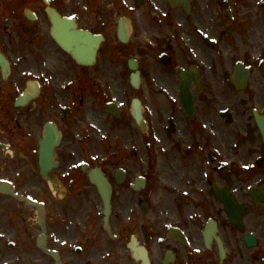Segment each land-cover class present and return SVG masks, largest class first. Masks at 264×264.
<instances>
[{"label":"flooded vegetation","instance_id":"1","mask_svg":"<svg viewBox=\"0 0 264 264\" xmlns=\"http://www.w3.org/2000/svg\"><path fill=\"white\" fill-rule=\"evenodd\" d=\"M263 2H5L0 184L42 204L46 249L37 209L0 191V264H57L53 251L63 264H142L134 239L151 264H264ZM48 5L104 37L94 67L53 40ZM237 65L249 75L239 88ZM51 129L60 141L49 152Z\"/></svg>","mask_w":264,"mask_h":264},{"label":"water","instance_id":"2","mask_svg":"<svg viewBox=\"0 0 264 264\" xmlns=\"http://www.w3.org/2000/svg\"><path fill=\"white\" fill-rule=\"evenodd\" d=\"M53 24L56 28V33H54V37L57 42L68 52L72 54V56L81 64L91 65L95 59L97 50L99 47V41L95 37H92L89 34H84L81 32L70 31L71 28H74L76 25L72 21L68 19L57 20L53 16ZM134 68V67H132ZM135 116L138 123H141V115L136 110ZM259 125L262 133L264 134V119L259 120ZM102 197L106 202V210L105 213L108 215L109 213V193L106 191V188H102ZM135 257L141 259L144 264H149V260L147 257V253L144 249H135ZM53 256L59 260V257L53 253Z\"/></svg>","mask_w":264,"mask_h":264},{"label":"rangeland","instance_id":"3","mask_svg":"<svg viewBox=\"0 0 264 264\" xmlns=\"http://www.w3.org/2000/svg\"><path fill=\"white\" fill-rule=\"evenodd\" d=\"M9 0H0V9H2V6L4 5L5 2H8ZM254 5H256V3L254 2ZM258 6L260 8V11L262 10L264 12V2L263 3H258ZM259 10V9H258ZM0 21H4V17L2 16V14L0 13ZM113 92L115 93V89L112 87ZM127 123V122H126ZM125 123V126H127V124ZM136 129V127H135ZM129 132V129H127ZM137 132V129L135 130ZM136 148V147H135ZM137 149V148H136ZM133 150V147H125V152H127L128 154H130V152ZM151 217V215H149Z\"/></svg>","mask_w":264,"mask_h":264},{"label":"bare ground","instance_id":"4","mask_svg":"<svg viewBox=\"0 0 264 264\" xmlns=\"http://www.w3.org/2000/svg\"><path fill=\"white\" fill-rule=\"evenodd\" d=\"M263 137H264V134L262 133ZM253 192V191H252ZM233 205V204H232Z\"/></svg>","mask_w":264,"mask_h":264}]
</instances>
